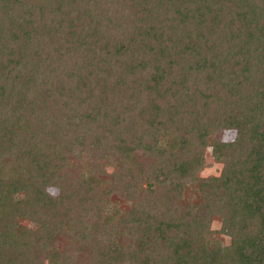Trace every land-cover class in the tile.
<instances>
[{"label": "trees", "instance_id": "1", "mask_svg": "<svg viewBox=\"0 0 264 264\" xmlns=\"http://www.w3.org/2000/svg\"><path fill=\"white\" fill-rule=\"evenodd\" d=\"M42 256L264 264V0H0V264Z\"/></svg>", "mask_w": 264, "mask_h": 264}, {"label": "rangeland", "instance_id": "2", "mask_svg": "<svg viewBox=\"0 0 264 264\" xmlns=\"http://www.w3.org/2000/svg\"><path fill=\"white\" fill-rule=\"evenodd\" d=\"M229 137H233V134L230 133V132L225 133L224 138L225 139H227V138L229 139ZM206 161H207L206 165H205L204 169L201 171L200 175L204 176V177L212 176V175H220V173L222 171V168H223V164L218 162V161H216L214 159V157L212 155V148L211 147L207 148V150H206ZM107 170L109 172H111L113 170V168L109 166V167H107ZM190 188L191 189H190L189 193L196 194L195 193V191H196L195 186L192 185V186H190ZM49 189L53 193H57L58 192V188L57 187H51V188L49 187ZM187 201H188L189 204H193L194 203V200L191 199V197H189ZM16 225H17V228H20L22 225H27L29 227L33 226L32 223L26 218H22L21 220L17 221ZM211 227L214 230H219V229H221L222 224H221V222L219 220L213 219V221L211 223ZM220 236L224 239L225 243L229 242V240H230L229 237L223 236L221 234H220ZM78 247L83 248V247H86V245L85 246L84 245H82V246L80 245ZM78 247H77V245H75V246L73 245L71 247H68L67 256L69 257L70 261H72V262L76 261L75 259H77L78 254L80 252H82V251L79 250ZM42 261H43V264H51L50 260L48 258H44V256H42Z\"/></svg>", "mask_w": 264, "mask_h": 264}]
</instances>
